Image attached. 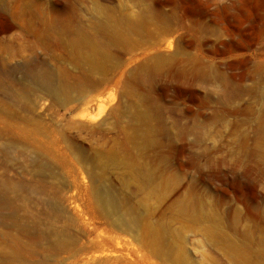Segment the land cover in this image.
<instances>
[{"label": "rangeland", "instance_id": "rangeland-1", "mask_svg": "<svg viewBox=\"0 0 264 264\" xmlns=\"http://www.w3.org/2000/svg\"><path fill=\"white\" fill-rule=\"evenodd\" d=\"M35 11L62 26L107 18L103 66L42 36ZM229 38L245 49L226 52ZM29 61L61 77L69 97L23 85ZM176 85L190 103L173 102ZM262 124L264 0H0V172L30 174L21 148L51 164L66 241L1 222L0 264H231L216 236L264 238ZM134 164L153 173L150 187L139 188ZM103 185L115 200L107 215Z\"/></svg>", "mask_w": 264, "mask_h": 264}, {"label": "bare ground", "instance_id": "bare-ground-1", "mask_svg": "<svg viewBox=\"0 0 264 264\" xmlns=\"http://www.w3.org/2000/svg\"><path fill=\"white\" fill-rule=\"evenodd\" d=\"M198 13L195 8L186 11V15H199ZM29 20H35L39 24L44 22L41 14L36 11L30 13ZM141 22L140 20H126L127 26L131 29H135ZM43 25L42 36L52 39L59 47L69 46L77 57L88 62L91 69L102 67L107 60L109 56L107 40L101 41L99 38L100 34L111 38L112 28L109 26L107 18L101 22H93L88 27L62 26L55 21ZM29 33L27 31V34ZM36 36L38 35H34V37ZM221 45L231 55H236L237 52L245 49L236 38L221 41ZM21 71L23 85L43 88L57 101H65L69 97V85L52 69L37 66L33 61H29L21 66ZM220 77L223 79V76ZM175 88L177 93L172 98L175 104L190 103L193 100L191 95L185 96L184 87L176 85ZM138 116L144 122H147L149 118L146 112H140ZM260 127L261 138L264 139V124ZM147 130L150 131L149 128ZM168 136L169 142H173L174 136L172 137L170 134ZM20 152L18 163L20 167L24 168V171H29L30 174L11 168L0 172V223H8L12 228L25 233L26 236L47 239L54 245H62L66 242L65 238L62 231L57 229L58 227L56 228V223L61 216L60 199L65 196L60 192L62 182L55 181L54 178H57V175L53 172L51 164L43 160L41 156L28 154L25 148H21ZM145 167L136 164L130 168L137 177L141 189L150 187L155 177ZM95 195L100 209L102 208L105 214H110L115 207L113 195L104 185L98 186ZM71 196L73 197V195ZM88 201L90 200L88 199ZM90 202L92 204V201ZM243 237L239 240L234 235L219 234L215 238L216 246L226 252L231 264H264V238L252 240V236L247 232ZM255 243L261 245L263 249L256 251L253 247ZM100 256L101 254L94 253L89 256L88 260L92 262Z\"/></svg>", "mask_w": 264, "mask_h": 264}]
</instances>
